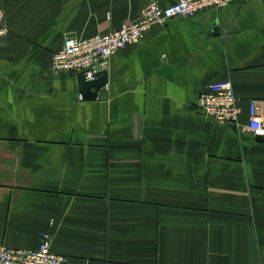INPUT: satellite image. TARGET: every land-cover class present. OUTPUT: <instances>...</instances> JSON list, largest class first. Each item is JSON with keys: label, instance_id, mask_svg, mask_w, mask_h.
I'll return each instance as SVG.
<instances>
[{"label": "crops", "instance_id": "obj_1", "mask_svg": "<svg viewBox=\"0 0 264 264\" xmlns=\"http://www.w3.org/2000/svg\"><path fill=\"white\" fill-rule=\"evenodd\" d=\"M0 0V246L67 264H264V142L243 131L264 101V0H234L155 25L116 53L109 83L80 101L54 75L67 39L138 20L150 2ZM231 80L239 125L198 96Z\"/></svg>", "mask_w": 264, "mask_h": 264}, {"label": "built area", "instance_id": "obj_2", "mask_svg": "<svg viewBox=\"0 0 264 264\" xmlns=\"http://www.w3.org/2000/svg\"><path fill=\"white\" fill-rule=\"evenodd\" d=\"M233 1L177 0L168 7L150 2L138 20L125 23L116 31L87 39H67L63 48L53 56L52 73L56 76L83 73L85 79L91 81L106 70L116 53L140 44L153 26H165L177 18H193L211 8L222 9ZM4 19L5 12L0 5V36L8 31ZM78 99L83 101V96L79 94ZM239 103L231 80L210 84L196 99L199 112L220 125H239ZM242 129L255 137H264V101H249V121ZM0 264H67V259L52 251L50 235L42 233L41 244L35 251L0 246Z\"/></svg>", "mask_w": 264, "mask_h": 264}, {"label": "water", "instance_id": "obj_3", "mask_svg": "<svg viewBox=\"0 0 264 264\" xmlns=\"http://www.w3.org/2000/svg\"><path fill=\"white\" fill-rule=\"evenodd\" d=\"M77 84L79 93L83 96V100L92 101L99 97V93L109 83V73L107 70L91 81H87L83 73L77 74ZM257 140L264 142V137H257Z\"/></svg>", "mask_w": 264, "mask_h": 264}]
</instances>
